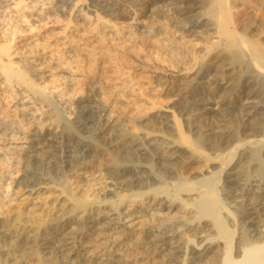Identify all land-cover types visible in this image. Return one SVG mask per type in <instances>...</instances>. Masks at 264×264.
Segmentation results:
<instances>
[{"label": "bare ground", "instance_id": "bare-ground-1", "mask_svg": "<svg viewBox=\"0 0 264 264\" xmlns=\"http://www.w3.org/2000/svg\"><path fill=\"white\" fill-rule=\"evenodd\" d=\"M21 1L0 0L1 17H7L8 14L14 16L25 9L26 5L23 8L20 4ZM43 1L45 0L41 2ZM59 1L72 3L79 0ZM86 1L91 3V7L95 10L110 11L114 19L118 18V13L117 11L114 12V9H117L116 7L119 5L131 10L127 13L128 22L126 25L116 23L119 19L114 22L107 19L110 23L99 20L98 17H96L97 19L94 18L95 22L92 24L94 33L98 32L100 36L109 34L118 40V42L104 43L103 50L101 51V48L99 50L101 52H97L100 54L98 57H95V48L87 47L88 39L82 36L83 34L76 36V38L70 34V36L60 37L64 47L77 52V57L80 56L79 58L88 63L89 67L87 68L89 70H86L88 73L85 74L88 75L86 76L87 80H91V82L97 80L96 69L100 66L99 64H105L109 60L117 61L121 56L125 57L124 55L138 57L140 48L138 45L137 51L134 46V33L130 31L133 28H139L140 33L146 34V37L153 34L158 36L154 37L155 40L149 38L150 42L155 43L154 45L163 52L162 54L170 57L169 60L173 64L171 72L168 75L157 74L158 72L155 74L157 80L166 88L173 85L174 82H181L180 80L190 76L189 71L195 67L194 55L207 53L209 48L215 47L216 49L218 46H222L228 53L229 64H236L237 69H245L252 74L264 76V47L259 44L261 41L257 43L248 40L247 35L244 37L241 32L236 30L235 24L239 21L232 11L233 7L232 4L230 5V0H159L165 2L167 10L171 14L173 13L170 14L172 19H179L171 22V27L166 20L160 24H153V26L140 20L136 16V11L134 12L132 9L135 0H111L112 3L106 1L108 4L105 3V0ZM39 3L40 0H37L32 5L34 7V5L44 4ZM82 7L78 8L79 12H83ZM28 9H32V7ZM105 14L109 15L108 13ZM1 17L0 19H2ZM81 18L83 21L89 20L85 14H82ZM83 21L81 20V22ZM90 21H87L88 24ZM14 26L12 28L9 25L4 29L0 27L3 29L2 34L8 33L10 29V39H13L14 34L17 33L13 30ZM125 33L130 35L127 40ZM8 41L9 39L5 44H0L1 83L6 84L9 88L18 86L19 90H23L22 92L17 91L18 94L26 95L25 98L28 100L39 98L43 91L37 86V80L40 76H37L35 72V70L37 71L36 67L33 65L30 67L21 66V64H15L11 61L10 43L7 44ZM144 54L147 55L148 53L144 52ZM145 58L147 57L145 56ZM120 60L121 58L118 61ZM80 64L82 63L80 62ZM234 68L229 69L233 71ZM217 69L216 67L214 72ZM63 72H65L64 74L67 73L66 77L69 76L70 80H75V78V81L79 80L69 69H65ZM214 72L198 70L196 75L193 74L196 87L186 88V86L177 90L175 104H178L179 110L185 114L183 119H185L188 131L190 126L197 128L194 129L196 132L193 138L188 136L190 131L187 134L182 130L178 119L181 116L172 115L173 120L170 124L168 123L169 120L163 118L161 110L157 108L154 109L153 113L145 112L144 115L141 114L142 116L132 121L133 126H141L142 129L139 132H136L139 128H135V131H122L108 144H102L101 141L100 143L95 139H90L89 142L82 139L73 146L62 141H56L55 137L48 138L50 141H54V145L42 141L37 142V145L31 148L33 150L22 158L23 161L21 160L24 163L23 167H25V174L22 177V181L25 182L23 187H29L24 191L25 197L19 200L20 203L17 201V204H13L16 200L13 196L17 192L11 191L10 184L7 183L4 189L0 190V208L3 209V207L8 206L5 210L3 209L4 211L0 210V264H158V259L163 257L165 262L160 264H264V231L260 229L264 227V216H261L258 222L261 226L258 224L246 225L245 219L248 216L246 218L237 216L235 212L238 211L239 207H242L239 204L243 201H249L254 209L257 201L264 200V191H262L264 187V122L257 125L261 133L259 139L246 141L244 136H240L235 139L237 142L231 147H229L230 142L226 140L229 136L228 132L222 128L216 129L217 127L214 129L204 128L203 122L207 111L195 113V107L201 106L204 101L208 100L207 102L212 107L207 109H216L222 96L226 95V86L229 83H233V86L234 84L238 85L241 80L238 72L230 74L231 76L227 79L228 82L223 81L228 74H224L225 77L222 74L219 75L218 77L221 79L217 80L216 72ZM96 82L99 83L100 81ZM203 82L207 88H204V86L206 87L205 84L201 87ZM258 93L255 91L249 93L244 108L246 113H244L252 117L258 115L264 120V107L258 109L254 105H249L253 102L250 98L256 94L258 96ZM20 105L22 106L21 115L24 117L25 103H20ZM44 108L45 105L41 104L38 110H41V114L45 116L46 110ZM104 110L107 109L99 108L98 115L100 118L103 116L100 113ZM36 111L35 109L34 112ZM34 112H27L30 116L29 123L39 119V117L36 118ZM91 115L86 121L93 122L98 119V117L95 118ZM58 117V115H48V119L40 120L38 124L46 125L49 123L48 125L56 127ZM2 122L0 121L1 127L3 126ZM119 124L121 123H117V125ZM13 128L14 126H9V128L5 126V129L10 131H13ZM5 129H0L4 130L3 133L1 132L2 135ZM167 130L172 131L169 132L171 135H168ZM10 131L5 133H11ZM31 134L33 136L40 135L41 131L40 129L32 131ZM59 136L61 135L59 134ZM232 136L234 137V133ZM246 136L248 135L246 134ZM252 136L255 135L252 134ZM85 142L89 143L86 148L92 150L94 160L92 157L91 162L78 163L81 166L76 168L79 179L77 181L82 180L81 182L87 183L92 174L99 172L96 170L97 167H100L101 163H105L106 166L103 171L97 174L99 175L97 181L94 180L95 175L92 177L96 183L104 184L103 187L107 186L112 196L100 198V195L104 194L100 192L103 189L102 185H99L101 188L98 187V191L93 193L91 190V194H87L85 191V194L80 196L74 191L71 192L73 190L72 184L67 183L64 186L59 185L61 187L59 188L60 193L66 195L63 199L60 198V193L54 194V197L52 194L56 204L52 202L50 209L41 207L43 205L40 206L38 203L41 199L38 201L34 197L46 191L55 193L58 189L43 182L45 178L37 167L42 164H56V158L62 160L61 158L68 156V154L72 155L74 150L79 149V144ZM11 144H13L12 140L0 146V156L3 158L8 156L3 149L16 150V147L19 146L20 148L24 145L10 146ZM119 154L122 155L118 156ZM144 154H148L150 157L152 155V161L147 166L140 164V156ZM181 157L197 164L196 169L194 168L193 173L191 172V179L182 178L174 172L172 173L173 163ZM214 162L218 168L216 171H213ZM32 164L36 166L30 167ZM223 175L226 179H222ZM237 183L240 184L238 189L235 185ZM229 184H234L235 187L234 185L231 187ZM86 185L88 188L89 184ZM89 188L91 189V187ZM182 194L193 197L189 200L182 199ZM174 209H178L179 215H175L176 217L172 215L170 218L169 213H172ZM161 210H165L169 216L161 217ZM42 213L49 217L55 216L52 218L45 217V219ZM71 223H74L72 227H70ZM67 228L69 229L66 230ZM85 238L94 239L95 242L90 244L91 241H87ZM137 251H140L141 257L136 255ZM62 256L65 260L61 263L58 261V257Z\"/></svg>", "mask_w": 264, "mask_h": 264}, {"label": "rangeland", "instance_id": "rangeland-1", "mask_svg": "<svg viewBox=\"0 0 264 264\" xmlns=\"http://www.w3.org/2000/svg\"><path fill=\"white\" fill-rule=\"evenodd\" d=\"M33 1L35 2L37 0H22L21 1L22 3H20L23 6V8L26 5V7L27 6H29L28 8L32 7V9H28V8L26 9L25 7V9L22 10L23 12L19 11L14 16L8 14V16L4 18L1 17L0 15V17L2 18L0 19V27H3L4 29L10 25L13 28V26L15 25L13 30L17 31V33L14 34L13 39H10L11 37L10 29L8 33L2 34L3 29L0 28V44H5V42L9 39V41H12V42H9V41L7 42V44L10 43L9 52L11 53V61H13L15 64H21V66L25 65L26 67L28 66L30 67L33 65L34 67H36L37 71L35 70V72L37 73V76H40V78L37 80V86L39 89L43 91V94H41L39 98H32L28 100L27 98H25L26 95L18 94L17 91H21L19 90L20 88L18 86L15 85L9 88L8 86H6V84L4 85V83H1L2 81L0 80V119H1L0 121H3L2 122L3 126L2 127L0 126V129H5V126L8 128L9 126H14V128L12 129L13 131L5 129V132L10 131L11 133L4 132V134L2 135L3 133L2 131L4 130H0V144H1L0 146L11 142V140L13 144H11L10 146L24 144L23 146H20V148L19 146L16 147V150L3 149L4 152L6 151V156L7 155L8 156L4 158L3 156H0V187H1L0 190H3L7 183L10 184L9 186H11V191L17 192V193H14V196H13V198L16 199L13 202V204L19 201L20 199L24 198L26 194L24 193V191L27 188H29V187H25V188L23 187L25 185V182L22 181L23 180L22 177L25 174L24 172L25 167H23L24 163L22 162L23 161L22 158L24 156H27L28 152L33 150L31 148L35 147L37 145V142L39 141L46 142L47 144H50V145H54L55 144L54 141H50L48 138L55 137L56 141H62L65 144L68 143L69 145H73V146L78 144L77 142H79L82 139L87 140L88 142L90 139H95L99 142L101 141L102 144H106V143L108 144V142L112 138H115V136H117V134H119L122 131H126V130L133 131L135 128H139L137 130L135 129L136 132L137 131L139 132L142 129L141 126H138V127L133 126L132 121L135 118L137 119L138 117L144 115L145 112L153 113L154 109H157V108L161 110L160 112L162 113L163 118H165L167 121L169 120L168 123L170 124L172 123V120H173L172 115L176 116L177 114L178 117L181 116L180 118L178 117L176 118L179 119L182 130L185 131L186 133L187 132L189 133L190 131L188 136L190 138H193L196 132L195 130L197 128H195L194 126L193 127L190 126L191 128L189 127L190 130L188 131L186 127L185 119H183V117H185V114L183 113L182 110L181 111L179 110L178 108L179 105L175 104V102L177 100V94H178L177 90H179V88L186 87V86H187L186 88L196 87V84L193 78H194V75H196V72L198 70L214 72V69H216L217 67L218 69L215 70L216 73L214 72L216 74V79L220 80L221 78L219 79L218 76L221 74L224 77H225L224 74L226 75L228 74L226 76L227 78L223 80L226 82H228L227 79L233 73L236 74L238 72L239 73L238 75L241 76L240 77L241 80L239 81L238 85L234 84L236 88L233 86V83L232 84L229 83V85L226 86V90H225L226 95H223V96L221 95L222 96L221 102L220 101L218 102L217 104L218 107L216 109H207L209 107H212L211 104L207 102L208 100L204 101V103L201 106L195 107L196 108L194 110L195 113L207 111L205 113V119H204L205 121L203 122L204 128L214 129L217 127L216 129L222 128L224 131L228 132L229 133L228 135L231 137L230 138L228 136L227 137L228 139H226L228 140V142H230L229 147L235 144L237 142V140L235 139L240 136H244L246 141L260 138L261 136L260 128L259 127L257 128V125L264 122L263 118H259L258 115H254L256 118L254 116L252 117V116L245 115L246 110L244 108L246 106L245 105L246 98L249 97L250 95L249 93H251L252 91H255V93H258L260 91L259 92L260 94L258 93V96L256 94L253 97L254 99L250 98L251 100H253V102L250 103L249 105H252V106L254 105V107H257L258 109H261L264 107V78H263L264 76L260 74H256V75L252 74L250 73V71H246L245 69L244 70L237 69L236 64L234 65L229 64L227 60L228 53L223 49L222 46H218L216 47V49L215 47L209 48L208 50L209 53L207 51L208 54L204 52L206 54L199 53L200 55L199 54L194 55L195 67L189 71L190 78L188 77L187 79H182L180 80L181 82L176 81L174 82L173 85L168 86L171 88V89L170 88L168 89V87L166 88V86L162 85L157 80V77L155 75L157 72H158L157 74L168 75L169 72H171L170 70L173 69V66H172L173 64L171 63V60H169L170 57L169 56L167 57L165 54H162L163 52L154 45L155 43L150 42L149 40V38L153 39L154 37H158V36L153 34L151 36L146 37V34L143 35L142 33H140L139 28H133L135 30L130 29V31L134 33V39H135L134 46L136 48L139 45L138 48H140L139 51H138V48H136V50L140 52L138 57H134L131 55H128V56L124 55L125 57L123 56L120 57L121 58L120 61H118L120 59L119 58L117 61L109 60V61H106L105 64L104 63L99 64L100 66H98L96 69L97 80H93L94 82L93 81L91 82V80L90 81L87 80L86 76L88 75L85 74V73H88L86 70H89L87 68L89 67L88 63L86 61H83L81 58H79L80 56L77 57L78 56L77 52L64 47L60 40L61 39L60 37L64 35H68V36L72 35L73 37L76 38V36L83 34L82 36L88 39L86 43L87 47L95 48V51H94L95 57L96 56L98 57L100 55L98 53H100L104 48L103 46L104 43L107 44L111 41L118 42V40L117 39L115 40V38L109 34L104 35L105 38L107 37L105 39L103 38L104 37L103 35L100 36V33L93 32L92 24L95 22V19H97L96 17H98L99 20H103V21L104 20L107 21V19L108 20L110 19L111 22L117 21L119 19V21H117L116 23L126 25L128 22L127 13H129V11L131 12V10L125 6L119 5L118 7H116L117 9H114V12L117 11L118 13L117 15L118 18L114 19L112 18L110 11L106 10V11L101 12V11L95 10L93 7H91V3L87 2L86 0H79L76 2L74 1L72 2L73 5H71L72 3L70 2L66 3L64 1H59V0H45L43 2H41L42 0H40L39 4L44 3L42 4L43 6H45L44 8L42 5H39V6L34 5L33 7L32 5V3H34ZM106 1H109V3H112L111 0H105L106 4H108V2ZM255 1L256 2L254 1L252 2V0H249V1L248 0H230V5L232 4L231 5L233 7L232 11L236 15L237 17L236 19L239 21L238 22L239 24L237 22H236L237 24H235L236 30H238L239 33L241 32V34L244 37H246L247 35L246 38L248 40L256 41L257 43L261 41L259 44L264 47V0H255ZM165 4H166L165 2H161L159 0H135V3H133L132 9L134 10V12L136 11L135 12L137 13L136 16L140 20H143L147 25L153 26V24L154 25L160 24L166 20V22L169 24V27H171L172 26L171 22L179 20V19L171 18L172 17L171 15L173 13L171 14L170 11L167 10L168 8H166ZM80 7L83 8V12L82 11L79 12L78 8ZM119 7L122 8L121 9L122 11L120 10ZM37 11H39V14H37ZM105 13H108L110 16ZM82 14H85L88 17L89 20L87 21H90L91 19L92 21H90L89 24L87 21H83V19L81 18ZM81 20L83 22H81ZM110 21H107V22H110ZM185 21L187 20L185 19ZM68 27L70 28L68 29ZM135 32L138 37L135 35ZM127 36L128 35L125 33L126 40L129 39L130 35L128 37ZM100 37L103 39H101ZM104 39L105 40L108 39L109 41L108 40L105 41ZM155 39L156 38H154L153 40ZM100 49L101 51H99ZM144 52L148 54L146 55L144 54ZM155 52H157L158 54ZM144 55L148 59L145 58ZM79 60H81L80 62L82 64H80ZM63 67H66L65 69H69L75 75V77L79 78V80L75 81L76 78L75 80L74 79L70 80L69 76L66 77L67 73L64 74L65 72L63 71L65 69ZM67 67H70L71 69ZM231 67L232 68L235 67L233 71L229 69ZM240 70L242 71V73ZM96 81H100V82L98 83ZM129 81L130 83H128ZM250 81H253V82H250ZM204 84L205 82H203L202 85L200 84L201 87H203ZM256 86H257V89H256ZM204 88H207V85L206 87L204 86ZM20 103H25L24 117L23 115H21L22 111L20 110L22 106L20 105ZM41 104L45 105V108H44V110H46L45 116L41 114L42 113L41 110H38ZM205 104H208L209 106L207 105L208 106L207 107ZM172 105H174L173 109L171 108ZM68 106H73V107H71L72 108L71 109L70 107L68 108ZM103 107L104 109H107V110L106 111L104 110L102 113H100V115L103 114V116L101 117L102 119H101L98 115V111H99V108H103ZM213 107L215 106L213 105ZM35 109L37 110L36 112H34ZM28 111L29 112L32 111V113L34 112L36 118L39 117V119H35L34 122L29 123L28 119L30 116L27 113ZM48 115L50 116L58 115L59 116L58 121L56 122V124H58L56 125V127L57 126L59 127L56 128L55 126H50L48 125L49 123H47L46 125H43L41 123L38 124V121L40 120L45 121L46 119H48ZM90 115L95 116V118L98 117L97 119L98 121L94 120L95 123L94 121L93 122L86 121V119ZM250 117L252 118V120ZM253 118L255 119L253 120ZM80 119H82L83 121ZM119 122L121 124L117 125V123ZM114 123H116V125H113ZM60 127L62 128L60 129ZM249 127H250V130H249ZM39 129L41 131L40 135L33 136V134H31L32 131H37ZM231 131L234 133V137L232 136L233 133ZM62 132H66V133H62ZM167 132L169 135L170 134L169 132H172V131L167 130ZM59 134L61 136H59ZM246 134L248 136H246ZM252 134H254L255 136H252ZM88 142L79 144V149L74 150L72 152V155L68 154V156L61 158L62 160H60L59 158H56L57 160L56 164H53V163H51L50 165L42 164L37 167L38 170L41 171V173L43 174L45 178L43 182L48 183L49 186H54V188L58 189V191H56L55 193L46 191L42 193L43 195L38 194L35 197L32 195V197H34L38 201H40L41 199L40 202L37 201L38 203H40V206L43 205L41 207L50 209L52 207L50 205H52V202H54L53 201L54 194L60 193L59 188L61 187H59V185L64 186V184L67 185V183L72 184L71 188L73 190L70 189L71 192L74 191V193L76 192L75 194L80 195V196L84 195L85 191H87V194L88 193L91 194L92 193L91 190H93V193H94L98 191V189L101 187L103 189L100 192H103L104 194L102 193L103 195H100V198L101 197L104 198V196H107V197L112 196L109 193V189L107 188V186L103 187L104 184H101V183L98 184L95 182L97 181L98 176H99L97 174L101 173L100 171H103V168H105L106 166L105 163H101V165H99L100 167H97L96 170L99 171V172H96L97 174H92V176L95 175L94 176L95 179L91 176L89 177L90 179L87 183H84L85 181L81 182L82 180H80V182L77 181L78 173L76 171L78 170H76V168L78 169V167L81 166L78 163L79 162L85 163L86 161L91 162L92 160H94L93 153L91 152L92 150L91 149L88 150L86 148L89 145ZM70 155L72 156V159ZM121 155L122 154H119L118 156H121ZM73 156H76V157H73ZM63 159H65L64 162H62ZM151 161H152V155L151 157L148 154H144L140 156V164L144 166H147V164H149ZM33 165L34 164H32V166L30 167H33ZM196 167H197V164L190 162L189 160H186L185 158L181 157V159H177L175 160V163H173L172 173L174 172L176 175H178L179 177L181 176L182 178L191 179L190 175L193 173ZM216 167L217 166L215 163L213 171H216L218 169ZM240 175L242 176V173H240ZM222 179H226L225 175L222 176ZM66 180L67 181L70 180V181L67 182ZM86 184H89L88 186L91 187V189L89 187L87 188ZM237 184L235 185L237 186L236 188L238 189L240 188L238 187L240 186V184L238 185ZM99 185H102V186L100 187ZM232 185L234 184H231L230 186L233 187ZM262 191H264V187ZM52 194H53V197H52ZM59 196L60 198L63 199L66 195L60 193ZM181 196L183 197L182 199L186 198V200H189L193 197L192 195L188 196L186 194H182ZM150 200H152L151 197H150ZM144 201H147V200H144ZM239 201L241 202L240 199ZM243 202L244 204H242ZM243 202L239 204L242 207H239L238 211L237 210L235 211L237 213V216L238 215L241 217L244 216L245 218L248 216L247 219H245L246 225L258 224L259 226H261L260 223L258 222L261 216H264V211H263L264 210V200L257 201L254 209L251 207L249 201L248 202L243 201ZM18 203H20V201ZM53 204H56V203L54 202ZM7 207L8 206H5V208L3 207V209L5 210ZM3 209L0 208L1 211H4ZM177 210L174 209L172 213H169L170 218H172V215L174 216L179 215ZM56 213H61V212H56ZM42 214L44 218L49 217V216L44 215V213ZM169 214L167 215L165 210H161V217L165 218L169 216ZM53 216L55 215H52L49 218H52ZM73 225L74 223H71L70 227H72ZM69 228H67L66 230H68ZM260 229L264 231V227H261ZM86 240L91 241L92 243L90 242V244H93L95 242L94 239H90V238ZM136 255L141 257L140 251H137ZM163 258L158 259L159 261L158 264H160L161 262L162 263L165 262L164 261L165 259ZM64 260L65 258L63 256L58 257L59 262L62 263Z\"/></svg>", "mask_w": 264, "mask_h": 264}]
</instances>
